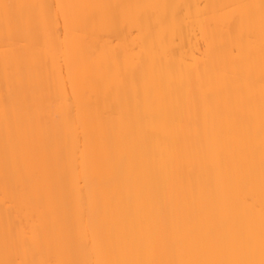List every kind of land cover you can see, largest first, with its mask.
I'll return each instance as SVG.
<instances>
[{"label":"bare ground","instance_id":"bare-ground-1","mask_svg":"<svg viewBox=\"0 0 264 264\" xmlns=\"http://www.w3.org/2000/svg\"><path fill=\"white\" fill-rule=\"evenodd\" d=\"M0 264H264V0H0Z\"/></svg>","mask_w":264,"mask_h":264}]
</instances>
